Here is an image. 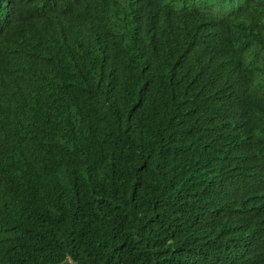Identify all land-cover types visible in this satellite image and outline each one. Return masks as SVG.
<instances>
[{
    "label": "trees",
    "instance_id": "trees-1",
    "mask_svg": "<svg viewBox=\"0 0 264 264\" xmlns=\"http://www.w3.org/2000/svg\"><path fill=\"white\" fill-rule=\"evenodd\" d=\"M0 264H264V0H0Z\"/></svg>",
    "mask_w": 264,
    "mask_h": 264
},
{
    "label": "clouds",
    "instance_id": "clouds-1",
    "mask_svg": "<svg viewBox=\"0 0 264 264\" xmlns=\"http://www.w3.org/2000/svg\"><path fill=\"white\" fill-rule=\"evenodd\" d=\"M240 7V6H239Z\"/></svg>",
    "mask_w": 264,
    "mask_h": 264
}]
</instances>
